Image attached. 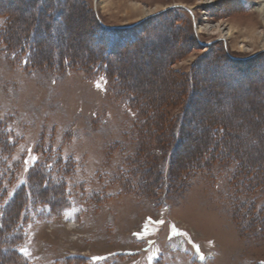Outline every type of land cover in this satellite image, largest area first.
Returning <instances> with one entry per match:
<instances>
[{
    "label": "rangeland",
    "instance_id": "1",
    "mask_svg": "<svg viewBox=\"0 0 264 264\" xmlns=\"http://www.w3.org/2000/svg\"><path fill=\"white\" fill-rule=\"evenodd\" d=\"M262 3L0 0V264H264V180L228 160L170 170L220 116L264 167ZM91 27L118 82L75 63L103 45ZM129 90L169 106L161 130Z\"/></svg>",
    "mask_w": 264,
    "mask_h": 264
},
{
    "label": "trees",
    "instance_id": "2",
    "mask_svg": "<svg viewBox=\"0 0 264 264\" xmlns=\"http://www.w3.org/2000/svg\"><path fill=\"white\" fill-rule=\"evenodd\" d=\"M51 14H47V16H50ZM37 23L38 20H35ZM35 23V24H36ZM141 26V25H139ZM143 28V27H142ZM141 28V29H142ZM137 27L133 28V31H136ZM131 30V29H129ZM111 32V31H110ZM116 32V31H115ZM120 32H125V30H121ZM130 32V31H129ZM32 33V32H31ZM105 34L108 32H104ZM35 33L33 32L32 35ZM88 42L94 43V41H99L102 42L103 45L99 46L96 54L89 55V58L83 59V61H78L75 62L78 64V67L80 69H83L84 72L87 71H97V72H102L104 73L105 77L108 78L111 81L116 80V82L119 81L120 78H122V75L116 71L115 65L112 64V61L107 58L106 56L111 55V52L113 53L111 45L114 42L111 38H106V39H99L98 37L95 36V27H91L88 31ZM109 37V36H108ZM139 37V38H138ZM143 36L139 35L137 36V39L135 41H140L143 42L144 38ZM123 48L126 46V44H131L133 43V40L130 39H123ZM134 41V42H135ZM27 43L22 42L20 43L21 46L25 45ZM36 46H38L37 43H35ZM184 47V46H183ZM26 49V48H25ZM32 54L29 53V56L25 59H23L22 62L28 63L30 61H33V59H37L34 55L36 53L35 49L40 50L41 48H34L33 47ZM126 48L124 52L129 51ZM105 51H107V55L105 54ZM123 53V51H122ZM36 61V60H35ZM172 60L169 59L168 63L166 64V67L171 64ZM119 62V60H118ZM37 65L43 64L44 61H36L35 62ZM34 63V64H35ZM80 65H82L80 67ZM118 79V81H117ZM206 85H209V83H205L203 86L206 87ZM224 92V90L222 91ZM128 96H131L128 98ZM147 95L144 92H138L133 90L127 91V98L130 100L129 101V108L135 113V117L137 120L144 122V124L150 126H154L156 129L160 128L167 122L168 119V105H162L159 101L153 100L152 98L147 100L146 98ZM191 96L188 97L187 101V106L189 105L191 101ZM189 102V103H188ZM186 114L188 113V107L183 110ZM139 115V116H138ZM204 118V117H203ZM209 122V120L207 121ZM156 123V124H155ZM154 124V125H153ZM239 128V127H238ZM186 130V129H184ZM189 130V129H188ZM191 131V130H189ZM230 124L227 119H224L220 116L218 119H212L205 128V137L204 140L202 141L201 146L198 148L197 154L194 157H190L189 159L182 161V159L179 160V151L176 150L182 140L180 142H177V145L171 147V155L173 153V156L171 157V167L170 170L172 169L174 172V176L176 177L178 174H180V177H184L185 173L182 174L183 172L187 171L186 174L188 173H193L197 174V172H200L204 168L208 167L209 164L212 162H219V161H230V162H235L237 163V169L244 173L245 175H252L253 178L256 179H263L264 180V167H259L255 164L252 163H246L240 159V155L237 152L236 148H239L238 144L234 142V136L230 132ZM166 132L163 134L165 135ZM182 133V129L180 130V133H178V138L180 137ZM183 142V141H182ZM170 146V143H169ZM235 152V153H234ZM235 154V156H234ZM239 156V157H238ZM176 157L178 160H175ZM234 157H237V160H235ZM3 180V176L0 174V181ZM2 193V189H0V194ZM254 204L250 205V208H248V212L254 213ZM255 215V214H253ZM253 220H256L254 217Z\"/></svg>",
    "mask_w": 264,
    "mask_h": 264
},
{
    "label": "snow or ice",
    "instance_id": "3",
    "mask_svg": "<svg viewBox=\"0 0 264 264\" xmlns=\"http://www.w3.org/2000/svg\"><path fill=\"white\" fill-rule=\"evenodd\" d=\"M200 31H202V32H203V31H206V29H204V28H201V29H200ZM216 31H219V26H217V29H216ZM229 34H231V33H229ZM34 159H35V157H34ZM148 220H149V221H151V220H152V218H151V217H148ZM156 223L163 224V223H164V221H162V220H158V221H156ZM134 235H139V233H134ZM20 251H21V252H25V253H26V250H25V249H20ZM93 259H94V260H95V259H99V257H94Z\"/></svg>",
    "mask_w": 264,
    "mask_h": 264
},
{
    "label": "bare ground",
    "instance_id": "4",
    "mask_svg": "<svg viewBox=\"0 0 264 264\" xmlns=\"http://www.w3.org/2000/svg\"><path fill=\"white\" fill-rule=\"evenodd\" d=\"M262 2H263L262 4H258V6L256 8V11H257L258 14L261 15V17L264 18V0H262Z\"/></svg>",
    "mask_w": 264,
    "mask_h": 264
}]
</instances>
